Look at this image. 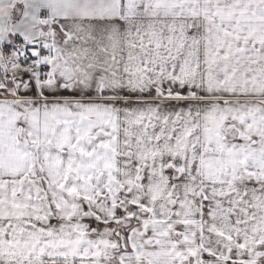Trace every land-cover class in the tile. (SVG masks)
I'll use <instances>...</instances> for the list:
<instances>
[{"label": "snow or ice", "instance_id": "6c2138e0", "mask_svg": "<svg viewBox=\"0 0 264 264\" xmlns=\"http://www.w3.org/2000/svg\"><path fill=\"white\" fill-rule=\"evenodd\" d=\"M0 264H264V0H0Z\"/></svg>", "mask_w": 264, "mask_h": 264}]
</instances>
